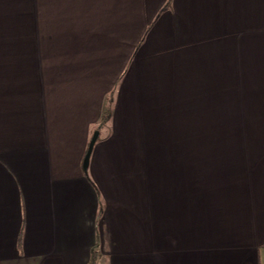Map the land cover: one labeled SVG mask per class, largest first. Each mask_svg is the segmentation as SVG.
Returning a JSON list of instances; mask_svg holds the SVG:
<instances>
[{"label": "crops", "instance_id": "0c3cea01", "mask_svg": "<svg viewBox=\"0 0 264 264\" xmlns=\"http://www.w3.org/2000/svg\"><path fill=\"white\" fill-rule=\"evenodd\" d=\"M15 14L0 264H264V0H27L25 38Z\"/></svg>", "mask_w": 264, "mask_h": 264}, {"label": "rangeland", "instance_id": "374dc122", "mask_svg": "<svg viewBox=\"0 0 264 264\" xmlns=\"http://www.w3.org/2000/svg\"><path fill=\"white\" fill-rule=\"evenodd\" d=\"M15 7H16V14H15V24H16V30H17V37H27V27H26V24H25V21L27 20V0H15ZM172 97V96H170ZM177 100V99H176ZM175 100H173V97H172V100L169 102V103H172V105L174 104ZM178 103V102H177ZM116 182V180H115ZM113 191H114V186L112 187ZM116 189H119L117 186H116ZM97 196L96 197H99L100 198V194L99 192H97ZM127 194V191L125 189V187H121V194L120 192L118 194H116V197H121V198H129L126 197L125 195ZM135 198V197H134ZM95 232H96V229H95ZM102 232V230H101ZM89 257H90V253L88 255V259L87 261L89 260Z\"/></svg>", "mask_w": 264, "mask_h": 264}, {"label": "trees", "instance_id": "16d2710c", "mask_svg": "<svg viewBox=\"0 0 264 264\" xmlns=\"http://www.w3.org/2000/svg\"><path fill=\"white\" fill-rule=\"evenodd\" d=\"M109 116H110V108L106 107L104 108L102 119L106 121ZM100 257H101L100 253L96 249H92L90 254V259L87 264H97Z\"/></svg>", "mask_w": 264, "mask_h": 264}, {"label": "water", "instance_id": "95a60500", "mask_svg": "<svg viewBox=\"0 0 264 264\" xmlns=\"http://www.w3.org/2000/svg\"><path fill=\"white\" fill-rule=\"evenodd\" d=\"M97 135H98V131H95L90 139V142H89V146H88V150H87V154H86V157H85V164L87 162V159H88V155H89V152L92 148V145L94 144L96 138H97Z\"/></svg>", "mask_w": 264, "mask_h": 264}]
</instances>
